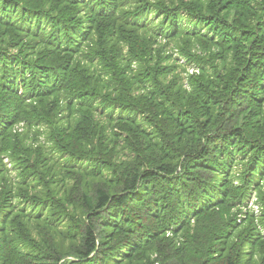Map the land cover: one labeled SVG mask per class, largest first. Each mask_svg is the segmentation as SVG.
Masks as SVG:
<instances>
[{"label": "trees", "instance_id": "16d2710c", "mask_svg": "<svg viewBox=\"0 0 264 264\" xmlns=\"http://www.w3.org/2000/svg\"><path fill=\"white\" fill-rule=\"evenodd\" d=\"M0 264H264V0H0Z\"/></svg>", "mask_w": 264, "mask_h": 264}, {"label": "rangeland", "instance_id": "374dc122", "mask_svg": "<svg viewBox=\"0 0 264 264\" xmlns=\"http://www.w3.org/2000/svg\"><path fill=\"white\" fill-rule=\"evenodd\" d=\"M187 22H185V24H186ZM137 34L139 35V36H142L144 33H142V30L141 29H139V31H137ZM145 35V34H144ZM176 55V54H175ZM184 61V59L183 58H180L179 59V62L181 63V62H183ZM17 127H18V129L20 130V131H22L21 133H29L28 135L30 136V138H27L26 140L28 141V142H30V144H32L33 143V140H34V138L35 139H37V135H33V134H31V130L29 129V130H26V129H24L23 130V128H22V126H21V124H18L17 125ZM33 137V138H32ZM42 140H43V138H42ZM34 142H36V141H34ZM4 159V162L6 163V165H7V167H10V163H9V161L7 160V158L6 157H4L3 158ZM11 169V171H13L12 170V167L10 168ZM251 203V202H250ZM254 208L256 209L257 208V206H256V204H254ZM66 244V241L64 242V245Z\"/></svg>", "mask_w": 264, "mask_h": 264}]
</instances>
